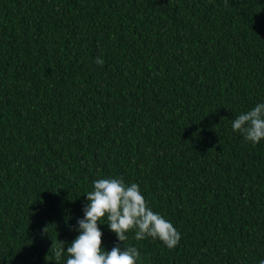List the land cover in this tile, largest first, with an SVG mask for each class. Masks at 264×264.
Instances as JSON below:
<instances>
[{
    "label": "trees",
    "instance_id": "trees-1",
    "mask_svg": "<svg viewBox=\"0 0 264 264\" xmlns=\"http://www.w3.org/2000/svg\"><path fill=\"white\" fill-rule=\"evenodd\" d=\"M258 103L264 0H0V264H66L87 193L111 177L182 239L122 243L105 218L104 250L260 264L264 141L232 129Z\"/></svg>",
    "mask_w": 264,
    "mask_h": 264
},
{
    "label": "clouds",
    "instance_id": "clouds-1",
    "mask_svg": "<svg viewBox=\"0 0 264 264\" xmlns=\"http://www.w3.org/2000/svg\"><path fill=\"white\" fill-rule=\"evenodd\" d=\"M99 65L104 64L100 57ZM232 129L242 133L253 145L264 141V103L240 113L232 122ZM89 201L84 209V218L77 221L80 234L67 247L66 264H137L140 252L135 247L115 246L111 251L103 248V233L99 224L107 219V225L120 242L128 239L127 233L134 231L135 239H158L168 249H175L181 233L173 223L155 212L136 183L126 184L123 178H101L93 183V190L87 193ZM46 232V229H45ZM62 245H65L61 242ZM53 248H56L53 242ZM65 247L55 250L57 261L64 255ZM264 264V260L260 262Z\"/></svg>",
    "mask_w": 264,
    "mask_h": 264
}]
</instances>
